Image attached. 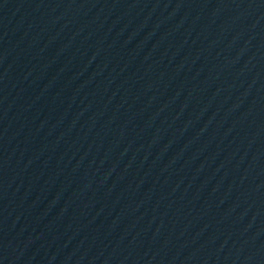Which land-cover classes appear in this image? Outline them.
I'll return each instance as SVG.
<instances>
[{
    "label": "water",
    "instance_id": "95a60500",
    "mask_svg": "<svg viewBox=\"0 0 264 264\" xmlns=\"http://www.w3.org/2000/svg\"><path fill=\"white\" fill-rule=\"evenodd\" d=\"M194 182H264V0H0V210Z\"/></svg>",
    "mask_w": 264,
    "mask_h": 264
}]
</instances>
